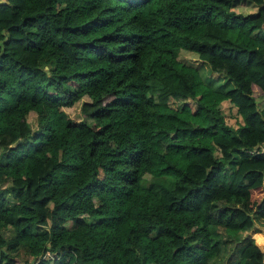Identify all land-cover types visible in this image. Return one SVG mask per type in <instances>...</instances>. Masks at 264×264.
I'll list each match as a JSON object with an SVG mask.
<instances>
[{
    "label": "trees",
    "instance_id": "16d2710c",
    "mask_svg": "<svg viewBox=\"0 0 264 264\" xmlns=\"http://www.w3.org/2000/svg\"><path fill=\"white\" fill-rule=\"evenodd\" d=\"M259 98L264 0L0 2V264H264Z\"/></svg>",
    "mask_w": 264,
    "mask_h": 264
},
{
    "label": "rangeland",
    "instance_id": "374dc122",
    "mask_svg": "<svg viewBox=\"0 0 264 264\" xmlns=\"http://www.w3.org/2000/svg\"><path fill=\"white\" fill-rule=\"evenodd\" d=\"M251 7V6H250ZM249 6H242V5H238L236 8L237 12L240 13H244V14H249L252 12H255L256 9H254L253 7L250 8ZM179 59L184 62L187 65L190 66H194L195 68L199 69L201 75L203 76V79L206 82H210V80H212L214 83L212 84L213 87L215 88H223L224 90L226 89V87L231 86L230 81H228L227 79H225L222 75H215L212 74L209 67L206 66V64L199 59L198 55L194 52H190V51H186V50H182L179 56ZM262 98L258 99L259 104L263 107L264 106V101L261 100ZM80 105L81 102L78 103L77 105H75L73 108H68L67 111L70 113L71 117L75 120H80L83 118V116L80 113ZM226 110V114H227V120L230 123H234V118L232 117L235 113L230 111L227 107H225ZM29 122L32 123V125L35 127H37V116L35 112H31L30 116H29ZM1 152V151H0ZM147 179H150L149 175H146ZM263 228V229H262ZM262 228H258L261 231L259 233H254L252 237L255 239L257 245L261 248L264 249V226ZM257 235H260L262 239H259L257 237ZM222 263L220 262H217ZM222 264H227V262H223Z\"/></svg>",
    "mask_w": 264,
    "mask_h": 264
},
{
    "label": "crops",
    "instance_id": "0c3cea01",
    "mask_svg": "<svg viewBox=\"0 0 264 264\" xmlns=\"http://www.w3.org/2000/svg\"><path fill=\"white\" fill-rule=\"evenodd\" d=\"M4 0H0V2H3ZM264 251V249H262Z\"/></svg>",
    "mask_w": 264,
    "mask_h": 264
},
{
    "label": "water",
    "instance_id": "95a60500",
    "mask_svg": "<svg viewBox=\"0 0 264 264\" xmlns=\"http://www.w3.org/2000/svg\"><path fill=\"white\" fill-rule=\"evenodd\" d=\"M3 251H4V249H3Z\"/></svg>",
    "mask_w": 264,
    "mask_h": 264
}]
</instances>
